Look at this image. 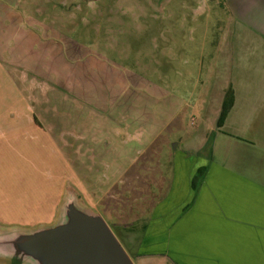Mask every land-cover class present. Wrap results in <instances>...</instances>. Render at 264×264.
<instances>
[{
	"label": "rangeland",
	"instance_id": "1",
	"mask_svg": "<svg viewBox=\"0 0 264 264\" xmlns=\"http://www.w3.org/2000/svg\"><path fill=\"white\" fill-rule=\"evenodd\" d=\"M228 10L226 0H0V229L52 225L67 187L99 215L142 214L117 203L130 195L120 172L165 157L154 122L169 111L173 125L200 128L229 66L230 40L224 55L215 47Z\"/></svg>",
	"mask_w": 264,
	"mask_h": 264
},
{
	"label": "crops",
	"instance_id": "2",
	"mask_svg": "<svg viewBox=\"0 0 264 264\" xmlns=\"http://www.w3.org/2000/svg\"><path fill=\"white\" fill-rule=\"evenodd\" d=\"M226 2L230 21L215 47L224 55L230 40V59L221 60L229 66L222 67L215 102L201 106L200 128L173 125L171 111L157 118L153 142L161 140L156 151L165 157L131 177L124 176L128 166L120 172L130 195L117 203L144 206L142 214L100 213L134 264H264V0ZM229 88L233 104L217 126ZM174 142L180 147L168 151Z\"/></svg>",
	"mask_w": 264,
	"mask_h": 264
},
{
	"label": "water",
	"instance_id": "3",
	"mask_svg": "<svg viewBox=\"0 0 264 264\" xmlns=\"http://www.w3.org/2000/svg\"><path fill=\"white\" fill-rule=\"evenodd\" d=\"M0 258L12 264H134L97 212L70 187L52 225L0 229Z\"/></svg>",
	"mask_w": 264,
	"mask_h": 264
},
{
	"label": "trees",
	"instance_id": "4",
	"mask_svg": "<svg viewBox=\"0 0 264 264\" xmlns=\"http://www.w3.org/2000/svg\"><path fill=\"white\" fill-rule=\"evenodd\" d=\"M233 104V92L229 88L225 91L224 98L221 104L220 113L217 120V126H221L228 111L230 110L231 106ZM203 175V170H198L195 177L193 178V187H196V184L199 180H201V177ZM122 243V242H121Z\"/></svg>",
	"mask_w": 264,
	"mask_h": 264
}]
</instances>
